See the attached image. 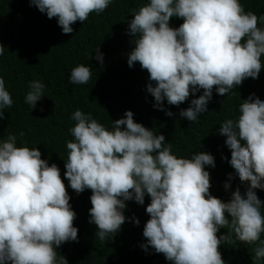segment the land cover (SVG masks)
<instances>
[{"label":"clouds","instance_id":"9594fccd","mask_svg":"<svg viewBox=\"0 0 264 264\" xmlns=\"http://www.w3.org/2000/svg\"><path fill=\"white\" fill-rule=\"evenodd\" d=\"M110 3L29 0V6L54 17L50 24L61 35L73 33L77 21L102 13ZM172 17L182 23L170 27ZM258 21L264 24V14L245 12L240 0H146L130 10L126 32L134 47L126 63L131 68L138 62L147 71L152 106L166 116L173 113L162 102L179 107L190 94L195 97L179 110L181 118L195 122L206 112L214 86L217 95L225 96L243 80L255 81L264 68V28ZM95 51L102 63L103 54ZM90 76V68L79 64L70 70L68 83L86 84ZM27 87L24 102L31 110L44 96L45 84L31 80ZM12 104L0 78V120ZM237 111L216 131L230 151L233 174L228 181L246 186L225 202L209 193L206 166L215 167L210 153L178 157L163 134L135 122L130 110L106 129L76 109L70 117L73 139L65 141L63 176L76 194L91 190L88 222L95 225V236L100 241L112 237L129 219L125 201L143 205L147 195L144 251L151 247L171 264H226L218 248L242 242L254 245L251 264H264V201L254 191L264 190V101L249 96ZM16 141L13 134L0 140V264H67L62 256L57 260L56 248L78 241V229L60 169L41 159L36 147L17 146ZM223 188L227 192L229 183ZM131 220L139 224L135 217ZM221 229L226 231L217 236Z\"/></svg>","mask_w":264,"mask_h":264},{"label":"trees","instance_id":"16d2710c","mask_svg":"<svg viewBox=\"0 0 264 264\" xmlns=\"http://www.w3.org/2000/svg\"><path fill=\"white\" fill-rule=\"evenodd\" d=\"M145 2L112 0L102 13H90L85 22L77 21L73 33L61 35L50 24L54 17L49 19L35 6H29V0H0V46L4 47L0 55V78L4 79L13 100L12 106L4 109L6 118L0 120V140L9 134L16 135L17 146L36 147L41 159L55 163L60 169L69 203L76 214L73 226L78 229V241L64 242L56 248L57 260L62 256L67 264H171L151 247L147 251L140 247L146 240L142 229L149 218L144 210L150 202L147 195L143 205L125 201L124 215L129 219L112 237L100 241L95 236L96 227L88 222L91 190L76 194L63 176L67 159L65 141L73 139L69 129L75 122L70 117L76 109L91 114L106 129L125 110H130L135 122L163 134L178 157H189L196 151L213 156L215 167L206 166L211 195L227 202L234 191L245 190L246 182L227 179L233 174L227 162L230 151L224 145L225 137L216 130L223 120L238 116V106L244 99L253 96L264 101V68L255 81L245 79L225 96L217 95L214 86L206 112L195 122L179 116V110L187 108L195 98L191 94L179 107L162 102L173 113L171 117L166 116L152 106L153 97L146 91L147 71L138 62L131 68L126 63L127 54L134 47L130 42L132 37L126 32L130 10ZM240 3L245 12L258 17L264 14V0H240ZM180 23L182 18L169 20L173 28ZM257 26L264 28L259 21ZM97 48L103 54L102 63L94 58ZM260 62L264 67V57ZM79 64L90 68V79L86 84H69L70 70ZM31 80L43 82L45 88L44 96L30 110L24 95ZM21 131L23 136L19 135ZM225 183H229L227 192L223 188ZM254 191L264 201V190ZM261 212L264 214V209ZM132 217L139 220L138 225L132 223ZM225 231L221 229L217 236ZM253 247L238 242L236 247L225 245L218 251L226 264H251Z\"/></svg>","mask_w":264,"mask_h":264}]
</instances>
